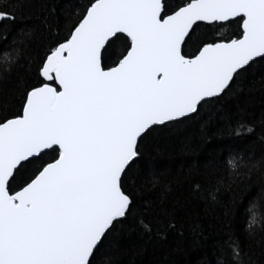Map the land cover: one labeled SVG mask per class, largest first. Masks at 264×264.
Listing matches in <instances>:
<instances>
[{
    "label": "snow or ice",
    "instance_id": "obj_1",
    "mask_svg": "<svg viewBox=\"0 0 264 264\" xmlns=\"http://www.w3.org/2000/svg\"><path fill=\"white\" fill-rule=\"evenodd\" d=\"M27 2L0 0V23L14 22ZM72 7L50 9L35 76L14 107L0 102V264H97L118 227L131 221L151 231L134 170L146 141L198 116L264 64V0ZM229 25L230 35L218 31ZM247 163L228 161L233 171ZM217 264H244L238 240L224 241Z\"/></svg>",
    "mask_w": 264,
    "mask_h": 264
},
{
    "label": "trees",
    "instance_id": "obj_2",
    "mask_svg": "<svg viewBox=\"0 0 264 264\" xmlns=\"http://www.w3.org/2000/svg\"><path fill=\"white\" fill-rule=\"evenodd\" d=\"M82 2L28 0L16 10L14 22L0 23V102L5 106L14 107L35 76L48 42L50 9L61 5L74 11L72 6ZM234 29L218 31L230 35ZM233 157L248 163L233 171L228 165ZM134 170L137 208L152 230L131 221L118 227L101 246L97 264H217L229 238L238 240L244 264H264V64L242 74L229 94L198 116L154 132ZM253 205L257 216L249 230Z\"/></svg>",
    "mask_w": 264,
    "mask_h": 264
}]
</instances>
